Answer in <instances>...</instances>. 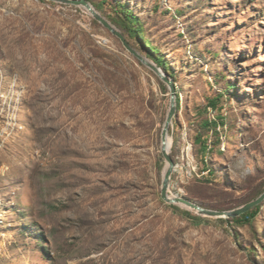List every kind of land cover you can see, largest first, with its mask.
Instances as JSON below:
<instances>
[{"label": "rangeland", "instance_id": "1", "mask_svg": "<svg viewBox=\"0 0 264 264\" xmlns=\"http://www.w3.org/2000/svg\"><path fill=\"white\" fill-rule=\"evenodd\" d=\"M91 1L168 66V195L231 210L263 193L264 0ZM0 61V264H264V201L240 225L161 199L169 89L83 7L0 0Z\"/></svg>", "mask_w": 264, "mask_h": 264}, {"label": "water", "instance_id": "2", "mask_svg": "<svg viewBox=\"0 0 264 264\" xmlns=\"http://www.w3.org/2000/svg\"><path fill=\"white\" fill-rule=\"evenodd\" d=\"M48 1L74 5L77 7H83L104 28H106L113 35L118 37L127 51H129L133 56H135L142 64L150 68L167 85L169 89L170 101H169V107H168V111L166 114V118H165L164 124L161 129V133H160V153L166 162V167L163 172L161 192H160L161 199L164 202L170 205L183 206L188 210H192L196 212L201 217H212V218H218V219H233V218L239 217L240 215L250 211L252 208H254L255 206H258L264 201V192H263L255 199L243 204L242 206L238 208L220 211V210H211V209L203 208L182 196L168 195L169 181H170L171 174L174 171L175 165L169 154L167 139H168L169 127L175 115L176 105H177L175 85L172 79H170L168 72L162 70L160 67H158L154 63L147 61L145 58L140 56L136 51H134L130 47V45L126 42L123 34L119 32L116 28H114L111 25V23L108 22L104 17H102L87 0H48Z\"/></svg>", "mask_w": 264, "mask_h": 264}, {"label": "trees", "instance_id": "3", "mask_svg": "<svg viewBox=\"0 0 264 264\" xmlns=\"http://www.w3.org/2000/svg\"><path fill=\"white\" fill-rule=\"evenodd\" d=\"M87 1L91 2V4L98 10H99V7L101 8V6L93 3L91 0H87ZM103 4H104V2H102V5ZM113 10L116 13H115V17L112 18V23H114L118 27L127 29L131 35H137L140 39H143L142 29L138 25V19L136 16H134V14L127 7H125L121 4H116V6H114ZM146 49H148L150 51V56H151L153 62L158 67H160L162 70L166 71L168 69V66H167L165 60H163L162 57L160 55H158L156 49L150 47L149 43L146 44ZM176 102L178 105V98H176ZM210 104H211V106L215 107L216 100H211ZM177 105H176V107H177ZM203 148L205 151L206 147L204 146ZM170 207L173 208L174 210L179 209L178 207H176L174 205H170ZM214 209L220 210V211L229 210L228 207L227 208L226 207L225 208L214 207ZM258 210H259V206H255L250 211L240 215L239 217L233 218L231 220H227V219H225V220L220 219V220L224 221V222H228V223L232 222V223L242 225V224L248 223L251 219H253L257 215ZM185 215H187L188 218L190 220H192L194 223H201L204 219L201 216H193L192 214H190V212H185Z\"/></svg>", "mask_w": 264, "mask_h": 264}, {"label": "bare ground", "instance_id": "4", "mask_svg": "<svg viewBox=\"0 0 264 264\" xmlns=\"http://www.w3.org/2000/svg\"><path fill=\"white\" fill-rule=\"evenodd\" d=\"M11 90H13L9 83L5 81V76L3 74L1 61H0V99H2V102L5 103L7 106V109L2 108V111L4 110V121L6 127H11L16 125L15 122V115L16 110L15 107L12 105L11 100L13 98V94H11ZM171 138L168 136L167 144H168V150L171 149Z\"/></svg>", "mask_w": 264, "mask_h": 264}]
</instances>
